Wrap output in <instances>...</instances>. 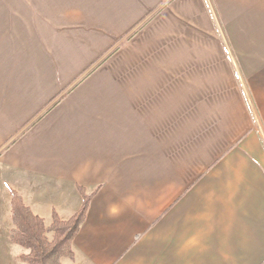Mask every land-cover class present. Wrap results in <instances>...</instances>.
<instances>
[{"label":"crops","instance_id":"obj_1","mask_svg":"<svg viewBox=\"0 0 264 264\" xmlns=\"http://www.w3.org/2000/svg\"><path fill=\"white\" fill-rule=\"evenodd\" d=\"M79 187L63 264H264V0H0V264Z\"/></svg>","mask_w":264,"mask_h":264},{"label":"trees","instance_id":"obj_2","mask_svg":"<svg viewBox=\"0 0 264 264\" xmlns=\"http://www.w3.org/2000/svg\"><path fill=\"white\" fill-rule=\"evenodd\" d=\"M83 205L70 220L63 221L54 212L53 222L47 228L45 222L36 216L24 203L21 196L10 190L13 229L10 240L27 251L20 256L26 264H63V258H73L72 244L86 220L92 196L79 187ZM49 233H53L52 239Z\"/></svg>","mask_w":264,"mask_h":264},{"label":"rangeland","instance_id":"obj_3","mask_svg":"<svg viewBox=\"0 0 264 264\" xmlns=\"http://www.w3.org/2000/svg\"><path fill=\"white\" fill-rule=\"evenodd\" d=\"M50 234H51V236H49V237L52 239V237H53V233H50ZM50 234H49V235H50Z\"/></svg>","mask_w":264,"mask_h":264}]
</instances>
